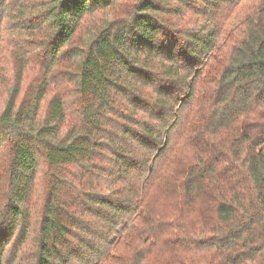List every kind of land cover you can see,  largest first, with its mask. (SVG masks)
Returning <instances> with one entry per match:
<instances>
[{
    "label": "trees",
    "instance_id": "1",
    "mask_svg": "<svg viewBox=\"0 0 264 264\" xmlns=\"http://www.w3.org/2000/svg\"><path fill=\"white\" fill-rule=\"evenodd\" d=\"M129 1L0 0V264H264V0Z\"/></svg>",
    "mask_w": 264,
    "mask_h": 264
},
{
    "label": "rangeland",
    "instance_id": "2",
    "mask_svg": "<svg viewBox=\"0 0 264 264\" xmlns=\"http://www.w3.org/2000/svg\"><path fill=\"white\" fill-rule=\"evenodd\" d=\"M257 0H248L247 2V8L248 7H251L253 6L255 3H256ZM121 11H119L118 9L115 10V11H107V12H98L96 13L94 16L92 17H89L84 25V30H87L88 29V26L89 25H95L97 24L98 22L100 23L102 19H105V18H114V17H119V16H124L125 13L129 10V6L128 4L130 3L129 0H121ZM8 35L7 37H10L11 35V31H8ZM4 60H3V63L2 65H0L4 71H6V69L9 67V65L7 64L8 62V59H9V55H8V51L5 50L4 51ZM37 69L34 68L33 69V72L36 73ZM30 80V78L28 79V81ZM0 89H2V86L0 85ZM4 92L0 93V94H3ZM7 160V152L6 151H3L1 154H0V162L3 163ZM41 169L44 167V164L41 163ZM44 174L42 172H40V175H39V180H38V190L39 191H43L44 187H45V181H42V178H43Z\"/></svg>",
    "mask_w": 264,
    "mask_h": 264
}]
</instances>
